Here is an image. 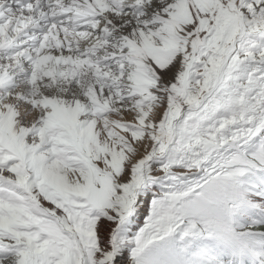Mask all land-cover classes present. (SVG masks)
I'll return each instance as SVG.
<instances>
[{"label":"snow or ice","instance_id":"obj_1","mask_svg":"<svg viewBox=\"0 0 264 264\" xmlns=\"http://www.w3.org/2000/svg\"><path fill=\"white\" fill-rule=\"evenodd\" d=\"M0 264H264V0H0Z\"/></svg>","mask_w":264,"mask_h":264}]
</instances>
